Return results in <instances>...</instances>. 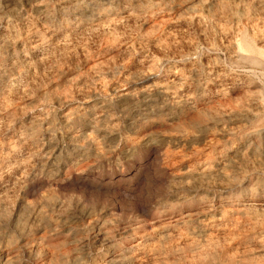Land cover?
<instances>
[{
    "label": "clouds",
    "instance_id": "1",
    "mask_svg": "<svg viewBox=\"0 0 264 264\" xmlns=\"http://www.w3.org/2000/svg\"><path fill=\"white\" fill-rule=\"evenodd\" d=\"M0 264H264V0H0Z\"/></svg>",
    "mask_w": 264,
    "mask_h": 264
}]
</instances>
